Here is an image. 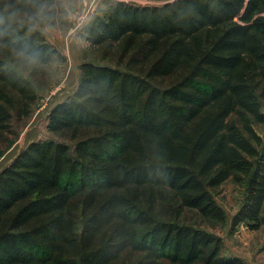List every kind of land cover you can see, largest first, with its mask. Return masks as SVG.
Wrapping results in <instances>:
<instances>
[{
  "label": "trees",
  "instance_id": "obj_1",
  "mask_svg": "<svg viewBox=\"0 0 264 264\" xmlns=\"http://www.w3.org/2000/svg\"><path fill=\"white\" fill-rule=\"evenodd\" d=\"M154 1L82 27L94 60L0 170V264H244L203 225L226 223L231 181L232 230L264 227V0ZM0 29L1 156L59 54L42 30Z\"/></svg>",
  "mask_w": 264,
  "mask_h": 264
},
{
  "label": "rangeland",
  "instance_id": "obj_2",
  "mask_svg": "<svg viewBox=\"0 0 264 264\" xmlns=\"http://www.w3.org/2000/svg\"><path fill=\"white\" fill-rule=\"evenodd\" d=\"M109 1L138 6L162 3L154 0H67L69 12L76 19L61 20L58 24L55 21L54 31L44 32L59 56L48 67V75L40 87V98L33 115L21 127L11 146L0 156V170L28 144L48 137L46 123L49 111L74 92L78 83L79 65L94 60L81 29L95 17L101 16L108 9ZM241 195L240 190L231 181H227L216 196V201L227 214L226 223H206L203 228L223 240L226 256L238 257L244 264H264V227L257 231L249 230L243 224L234 230L231 228V220L240 206Z\"/></svg>",
  "mask_w": 264,
  "mask_h": 264
},
{
  "label": "clouds",
  "instance_id": "obj_3",
  "mask_svg": "<svg viewBox=\"0 0 264 264\" xmlns=\"http://www.w3.org/2000/svg\"><path fill=\"white\" fill-rule=\"evenodd\" d=\"M6 18L0 15V25L6 21L9 25H16L20 29L28 31L42 30L45 33L54 31V25L49 21L61 20L73 21L76 19L69 12L67 0H21V7L15 5L5 7ZM83 19V18H81ZM41 25L44 27L41 29ZM5 31L0 29V37L5 35ZM19 55L25 57L30 62H37L38 56L21 51Z\"/></svg>",
  "mask_w": 264,
  "mask_h": 264
}]
</instances>
